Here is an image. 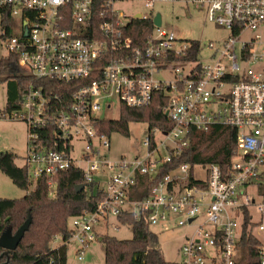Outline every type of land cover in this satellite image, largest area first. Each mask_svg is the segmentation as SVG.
Returning <instances> with one entry per match:
<instances>
[{"label": "built area", "instance_id": "2783aa9c", "mask_svg": "<svg viewBox=\"0 0 264 264\" xmlns=\"http://www.w3.org/2000/svg\"><path fill=\"white\" fill-rule=\"evenodd\" d=\"M135 3L151 12L126 15L120 9ZM159 3L206 10L230 35L209 43L211 55L202 62L200 42H180L163 29L162 15L153 12ZM0 9L17 24L15 35L7 36L0 12V42L32 78L17 108L1 114L27 126L24 165L31 180L47 178L52 186L58 174L74 168L102 192L95 211L72 219L69 243L76 244L79 261L107 235L97 228L114 220L117 232L125 227L118 218L134 215L150 227H196L180 248L181 264H237L248 209L264 264V196L258 192L264 176V0H0ZM161 73L174 79L157 78ZM160 91L168 97L164 114L171 129L149 131L145 158L110 160V140L98 132L99 120L110 119L114 105L118 113L122 105L147 107ZM214 126L237 131L227 171L184 163L160 176L189 149L192 130ZM78 143L85 148L76 159ZM142 175L153 184L145 199L133 200Z\"/></svg>", "mask_w": 264, "mask_h": 264}, {"label": "trees", "instance_id": "16d2710c", "mask_svg": "<svg viewBox=\"0 0 264 264\" xmlns=\"http://www.w3.org/2000/svg\"><path fill=\"white\" fill-rule=\"evenodd\" d=\"M0 12H3L5 20L2 26L7 30V36L15 35L17 24L8 19L5 9H0ZM197 45L195 44L191 59H195ZM31 79L20 68L16 55L6 54L0 57V84H7L6 108L0 111V117L17 108L24 87ZM167 105L168 97L160 91L147 107L134 109L122 105L119 117L99 120L97 130L110 139L113 134L130 137V126L134 123L148 125L149 131L155 128L171 129V123L164 114ZM236 149L237 131L231 127L214 126L208 132L192 130L189 149L176 163L164 166L160 176L184 163L192 168L216 164L227 171ZM15 159L16 155L12 152L0 153V172L18 188L28 191L33 186V189L22 199L0 198V235L7 230L14 235L29 220L30 226L17 248L10 254L4 255L6 250L0 247V264H67L68 245L72 235L70 220L85 212L95 211L102 200V192L95 184H86L82 173L74 168L58 174L52 179V186H49L47 178L33 182L28 167H18ZM152 184L149 176H139L132 199H145ZM79 185H85L81 192L76 190ZM258 192L264 196L261 184H258ZM243 216L242 237L238 245L240 258L237 264H260L257 247L261 242L250 230L254 226L250 211L245 209ZM118 220L123 226L131 228L132 238L118 240L108 234L100 238L104 245L105 264H169L159 248L158 236L151 230L145 217L125 215ZM57 237H61L63 244L53 249L51 243Z\"/></svg>", "mask_w": 264, "mask_h": 264}, {"label": "rangeland", "instance_id": "374dc122", "mask_svg": "<svg viewBox=\"0 0 264 264\" xmlns=\"http://www.w3.org/2000/svg\"><path fill=\"white\" fill-rule=\"evenodd\" d=\"M121 11L126 15H131L136 12L150 13L141 3L123 4L120 6ZM154 13H160L163 20V29L170 30L174 33L180 42L197 41L202 45L203 52L201 54V61L208 62L211 55L210 50L207 49L209 43H221L225 41L230 32L213 24L207 15L206 10H200L191 4L185 3H159L154 8ZM179 44H177L178 46ZM7 54L6 44L0 43V57ZM157 78L170 80L174 79L173 75L161 73ZM7 103V84H0V111L6 108ZM101 117L106 118V114L100 113ZM119 117L118 107L113 106L112 112L108 115L110 119H117ZM27 126L24 122L19 120H12L8 117H0V153L12 152L16 155L15 164L22 167L25 164V156L27 155ZM149 134L148 125L143 123H134L130 126V137H123L119 134H113L110 137V152L107 157L110 160H120L125 157L128 161H133L137 157L143 159L146 156V148L144 142ZM85 145L78 143L75 145V152L73 158H79L80 153L84 151ZM264 188V176L258 180ZM33 186L28 191L18 188L13 182L0 172V198L6 199H22L26 196ZM259 200H262L260 196ZM254 209V208H253ZM255 219L258 215L254 210ZM72 219L70 220V225ZM116 225L114 220L106 229L97 228L100 232L115 237L118 240H129L132 238V230L129 227H120L119 231H114ZM196 225V224H194ZM151 230L159 238V248L166 262L169 264H181L183 257L180 248L183 246L186 237L191 236L195 230V226H156L150 227ZM263 240V236H259ZM72 243V241H71ZM68 245V262L67 264H105L104 245L99 241H94L85 250L83 260L79 261L77 256V247L75 243ZM62 239L57 237L52 243L53 249L61 246ZM220 264V263H217Z\"/></svg>", "mask_w": 264, "mask_h": 264}, {"label": "water", "instance_id": "95a60500", "mask_svg": "<svg viewBox=\"0 0 264 264\" xmlns=\"http://www.w3.org/2000/svg\"><path fill=\"white\" fill-rule=\"evenodd\" d=\"M156 25H161V16L158 15L155 18ZM85 189L84 185H79L76 187L77 192H81ZM30 226V220L27 221L21 228L17 230V232L13 235L9 230L2 233L0 235V247L6 250L4 255L10 254L12 251H14L21 240L23 239L26 231L29 229Z\"/></svg>", "mask_w": 264, "mask_h": 264}, {"label": "crops", "instance_id": "0c3cea01", "mask_svg": "<svg viewBox=\"0 0 264 264\" xmlns=\"http://www.w3.org/2000/svg\"><path fill=\"white\" fill-rule=\"evenodd\" d=\"M77 247V246H76Z\"/></svg>", "mask_w": 264, "mask_h": 264}]
</instances>
